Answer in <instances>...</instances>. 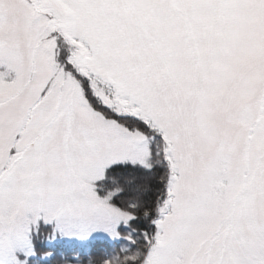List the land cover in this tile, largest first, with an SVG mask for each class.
Segmentation results:
<instances>
[{
  "label": "snow or ice",
  "instance_id": "obj_1",
  "mask_svg": "<svg viewBox=\"0 0 264 264\" xmlns=\"http://www.w3.org/2000/svg\"><path fill=\"white\" fill-rule=\"evenodd\" d=\"M0 264H264V0H0Z\"/></svg>",
  "mask_w": 264,
  "mask_h": 264
}]
</instances>
